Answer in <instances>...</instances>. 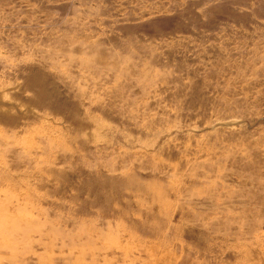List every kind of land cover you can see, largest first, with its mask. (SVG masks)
<instances>
[{
	"label": "rangeland",
	"instance_id": "374dc122",
	"mask_svg": "<svg viewBox=\"0 0 264 264\" xmlns=\"http://www.w3.org/2000/svg\"><path fill=\"white\" fill-rule=\"evenodd\" d=\"M0 264H264V0H0Z\"/></svg>",
	"mask_w": 264,
	"mask_h": 264
}]
</instances>
